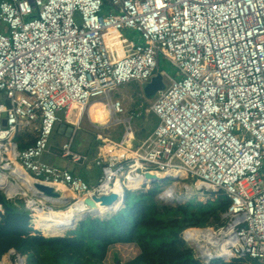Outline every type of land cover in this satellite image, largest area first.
Instances as JSON below:
<instances>
[{
    "label": "built area",
    "instance_id": "built-area-1",
    "mask_svg": "<svg viewBox=\"0 0 264 264\" xmlns=\"http://www.w3.org/2000/svg\"><path fill=\"white\" fill-rule=\"evenodd\" d=\"M162 56L176 76L162 73L169 83L150 106L142 89L127 110L112 92L142 86L161 72ZM150 113L159 123L137 142L133 122ZM84 116L99 130L91 156L72 149ZM57 124L73 129L62 156L101 165L98 183L43 159ZM118 124V139L101 131ZM23 131L35 135L20 149ZM13 150L31 180L23 189L34 216V203L57 208L66 191L78 201L116 181L140 190L154 182L130 188L129 177L152 172L172 180L158 194L165 203L230 198L219 225L182 231L196 258L264 264V0H0V195L11 200L20 191L7 193L1 176ZM37 182L61 196L44 195Z\"/></svg>",
    "mask_w": 264,
    "mask_h": 264
},
{
    "label": "trees",
    "instance_id": "trees-1",
    "mask_svg": "<svg viewBox=\"0 0 264 264\" xmlns=\"http://www.w3.org/2000/svg\"><path fill=\"white\" fill-rule=\"evenodd\" d=\"M18 139V138H17ZM18 142L20 149L31 144ZM159 186L137 191L127 190L125 206L105 217H86L62 225L45 224L34 219L24 201H12L0 195L4 213H0V262L15 249L27 264H109V251L118 244L137 248L135 256L113 264H204L181 237L188 226L219 225L230 198L219 193L207 200L165 203L157 197ZM78 226L75 230L63 233ZM54 235V236H53ZM4 257V258H3ZM3 258V259H2ZM22 264H25L24 258ZM211 264H263L257 260H217Z\"/></svg>",
    "mask_w": 264,
    "mask_h": 264
},
{
    "label": "rangeland",
    "instance_id": "rangeland-1",
    "mask_svg": "<svg viewBox=\"0 0 264 264\" xmlns=\"http://www.w3.org/2000/svg\"><path fill=\"white\" fill-rule=\"evenodd\" d=\"M77 19H78V21H80L79 16L77 17ZM126 34L130 38L136 37V32L131 31V30L126 31ZM160 71H161V73H168L172 76H176V71H175L174 66L172 65V63L170 61H168L163 56L160 59ZM164 81L169 83V80L166 78ZM141 90H142V88L139 85V83L132 81L128 84H124V85H121L118 88H116L112 92V95L114 98H117V97L120 98L123 102L124 107L127 110H130L136 106L137 99L139 97L138 93H140ZM154 99H155L154 97L150 98V99H145V102L147 103L148 106H150L151 102L154 101ZM97 105H99V106H95L94 109H96L98 107V114H97V109L95 110V114H96L98 120H100L99 121L100 124H104L108 121L109 117L107 116L106 113L101 114V112H100L101 104L97 103ZM84 118L85 119H83L82 125L80 126V128L77 129V131L75 133L72 149H73V151L81 154L82 156H91V151H92L93 147L95 146V144L97 143L96 134L99 132V130L96 126H94L93 124H91V122L88 121L87 116H84ZM133 123H134V127L136 128V131H137V142H138V140L144 138L147 134H149L151 131H153L156 128V126L159 123V119H158L156 114L150 113L148 115H144L140 118L135 119ZM59 125L60 124L56 125L54 132L50 138L49 150H48V152H46L44 154V160H46L48 162H53L56 165H59L61 167H68L69 169H71V171L77 170L78 173H80L82 175V177L85 178L88 182L98 183L100 177L102 176L101 165L94 163V165L92 167H89L87 165V163L89 164L91 161H88L87 163L84 160L73 161L70 157L65 158L61 155L62 154V152H60L61 147H62L63 143L66 141V139L69 138L70 136L68 134H66V132L61 131ZM114 126H115V129H113V130L111 127L104 126L103 128H101V131L110 132L114 136L118 135L117 136V139H118L119 135L121 133V130H122V125L118 124V125H114ZM110 129H111V131H110ZM34 135H35V132L23 131L22 133L18 134L17 141H19L20 143H21V141H23V142L30 141L32 139V137L34 138ZM6 174L12 178H13V175H16L13 173L12 170H6ZM171 182H172L171 179H167V180L162 181V182L157 181V182L152 183L151 185H145L143 187V189H148V188L152 187V185H158L160 187V188L158 187L159 191H160L162 188L168 187V185L171 184ZM14 188H15L14 193H17L20 191V194H18V196L15 198V201H17V200L24 201V205L26 207V197L24 196V190L25 189H23L26 187L24 186V182L20 178H19V183L14 185ZM125 191L126 190L123 189V194ZM158 194H159V192H158ZM158 194H157V197H158ZM74 198L71 200H67L68 203L66 201L65 202L63 201V203H65V204L57 207L56 209L63 208L66 205L70 204L71 202L73 203L74 200H76ZM205 199H203V200H205ZM123 204H124V197L122 200V205H120V209L125 206ZM41 207H42V205H41ZM42 208L45 210L44 207H42ZM28 210L30 212L29 214L31 216L32 226L34 227V229L42 232L40 229L35 227L34 219L36 218V216H34V214H33L34 212H32L30 209H28ZM46 210H50V208L46 209ZM89 216L97 217L98 215L87 214L86 217H89ZM86 217H84L83 219H85ZM107 217H105V218H107ZM83 219H81V220H83ZM81 220H79V221H81ZM69 221H73V220H69ZM78 222L74 228L72 227V229L65 231L63 233V235L66 234L67 232L75 230L78 226ZM136 252H137V248H135L134 246L118 244V245L114 246L109 251V254H108L106 261L109 264H113L117 259L125 261V260L130 259L132 256H135Z\"/></svg>",
    "mask_w": 264,
    "mask_h": 264
},
{
    "label": "bare ground",
    "instance_id": "bare-ground-1",
    "mask_svg": "<svg viewBox=\"0 0 264 264\" xmlns=\"http://www.w3.org/2000/svg\"><path fill=\"white\" fill-rule=\"evenodd\" d=\"M10 163H7L8 166L14 174H16L23 182L26 188H30L31 180L27 179V175L23 173L19 164L16 163V151H11L10 155ZM7 174H2L1 183L5 186V191L7 193H14L15 188L8 180ZM15 175V176H16ZM149 179L146 177L138 176L137 178L129 177V181L126 183L130 188L139 187L141 184L148 183ZM21 185V184H20ZM22 186V185H21ZM124 185L122 182L116 181L112 187H106L104 193L101 196H109L114 195V201L111 204H103L101 201H98L94 198H83L80 200H74V202L66 205L63 208L56 209L50 208V210H44L41 207V204L34 203V210L36 212V216L38 220L45 224H53V225H62L69 220H81L87 216V214H95L100 217H107L116 213V211L122 205V200L124 197L123 194ZM17 190V189H16ZM17 192V191H16ZM62 198L67 200H71L74 196L66 191L62 194ZM75 199V198H74ZM60 203H63V200H58ZM65 202V201H64ZM68 203V202H67ZM49 209V208H48ZM54 236V235H53ZM24 258V257H23ZM21 256L14 257L13 253H8L7 264H21ZM25 261V259H24ZM3 264V263H1ZM26 264V262H25Z\"/></svg>",
    "mask_w": 264,
    "mask_h": 264
},
{
    "label": "water",
    "instance_id": "water-1",
    "mask_svg": "<svg viewBox=\"0 0 264 264\" xmlns=\"http://www.w3.org/2000/svg\"><path fill=\"white\" fill-rule=\"evenodd\" d=\"M165 86H166V82L164 81V77H163V74L161 72H158L150 80L143 83L144 92L148 98L154 97L155 94L159 90L165 88ZM3 116H4L3 124L6 125V123H7V120L5 118L6 113H4ZM145 177L148 178L150 182H156V181L162 182V181H165V179H166V178L161 177V176L154 174L152 172H147ZM35 187H36V189L43 192L44 195H46V196H49L52 198H54V197L57 198V197L61 196V194L58 191L54 190L55 188L49 184L37 182V183H35ZM125 198H126V193L124 192V204H125ZM94 199L101 201L103 204H111L114 201V195L94 196ZM119 210H120V208L116 211V213ZM11 252L13 253L14 257H17L18 255H20V253L16 252L15 249H10L8 251V253H11ZM25 260H26V257H25Z\"/></svg>",
    "mask_w": 264,
    "mask_h": 264
},
{
    "label": "crops",
    "instance_id": "crops-1",
    "mask_svg": "<svg viewBox=\"0 0 264 264\" xmlns=\"http://www.w3.org/2000/svg\"><path fill=\"white\" fill-rule=\"evenodd\" d=\"M140 85V84H139ZM141 86V85H140ZM142 87V89H143V92H144V88H143V85L141 86ZM144 94H145V92H144ZM145 96H146V94H145ZM147 97V96H146ZM118 98V97H117ZM148 98V97H147ZM153 98V97H152ZM120 99V98H119ZM148 99H150V98H148ZM88 118V117H87ZM140 118V117H139ZM90 118H88V121L90 122V120H89ZM59 127H60V129H61V131H63V132H66V134H68L69 136H71L72 134H73V129H71V131H70V129L68 128V127H70L69 125H66V126H62L61 124L59 125ZM67 127V128H66ZM109 127V126H108ZM111 128H112V130L113 129H115V126H110ZM73 128V127H72ZM80 128V127H79ZM77 131V130H76ZM76 131H74V134L76 133ZM110 131H111V129H110ZM152 132V131H151ZM120 135H121V133H120ZM120 135H119V138H120ZM148 135V134H147ZM146 135V136H147ZM117 136L118 135H115L114 137L115 138H117ZM75 137V136H74ZM70 138V137H69ZM69 138H67V139H69ZM66 139V140H67ZM60 152H62V147H61V151ZM62 155V154H61ZM43 159H44V156H43ZM86 162V161H85ZM51 163H53V162H51ZM87 163V162H86ZM55 164V163H54ZM87 165L89 166V167H92L94 164L93 163H87ZM68 168V167H67ZM75 174H78V175H80V176H82L80 173H78V171L77 170H75V171H73ZM85 179V178H84ZM86 180V179H85ZM87 181V180H86ZM88 182V181H87ZM90 183V182H89ZM91 185H94V184H96V183H90ZM7 199V198H6ZM11 200V199H10ZM12 201H15V199H13ZM74 221V220H73ZM75 221H79V220H75ZM66 223H68V222H66ZM65 224V223H64ZM32 225V224H31ZM6 257H7V260H8V254H6ZM4 258V257H3ZM2 258V259H3ZM22 262H23V257H22V259H21V264H22ZM3 264H7V261H6V263H3Z\"/></svg>",
    "mask_w": 264,
    "mask_h": 264
}]
</instances>
